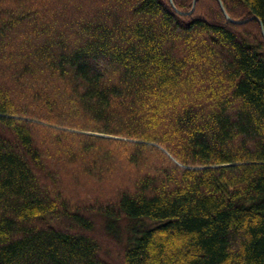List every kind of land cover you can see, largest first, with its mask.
Masks as SVG:
<instances>
[{"label":"trees","instance_id":"obj_1","mask_svg":"<svg viewBox=\"0 0 264 264\" xmlns=\"http://www.w3.org/2000/svg\"><path fill=\"white\" fill-rule=\"evenodd\" d=\"M192 1L0 0V264H264V0Z\"/></svg>","mask_w":264,"mask_h":264},{"label":"water","instance_id":"obj_2","mask_svg":"<svg viewBox=\"0 0 264 264\" xmlns=\"http://www.w3.org/2000/svg\"><path fill=\"white\" fill-rule=\"evenodd\" d=\"M216 1H218L219 6H220V9H221V12H223V15L225 16L226 20H227L229 23L242 25V24H246L247 21H250V20H256V18L251 17V18H249V19H246V21H236V20L233 21L232 19H230L228 13L225 11V8H224V6H223V4H222V1H220V0H216ZM169 2H170V4L172 5L173 9H174L178 14H185V13H181V12L179 13V12L176 10V8H175V6H174V3H172V0H169ZM192 3H193V4H192L191 11L188 12V13H186V14H188V15H190L191 12L194 10L195 5H196V0H193ZM258 21H259V20H258ZM259 22H260V26H261V32H262V35H263V38H264V30H263V26H262L261 21H259Z\"/></svg>","mask_w":264,"mask_h":264}]
</instances>
